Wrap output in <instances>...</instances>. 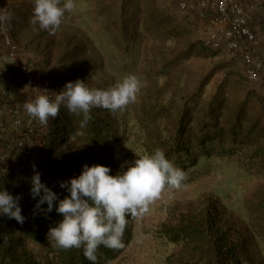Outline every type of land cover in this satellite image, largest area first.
Instances as JSON below:
<instances>
[{"label": "rangeland", "instance_id": "obj_1", "mask_svg": "<svg viewBox=\"0 0 264 264\" xmlns=\"http://www.w3.org/2000/svg\"><path fill=\"white\" fill-rule=\"evenodd\" d=\"M74 3V10L65 14L59 30L50 35L30 24L32 0H0V9L12 14L9 22L19 32L16 41L28 52L33 53L32 47L42 51L47 41L58 49L76 47L75 58L89 60L84 77L90 89H108L130 74L141 81L137 100L127 107V113L110 115L125 142L105 152L88 137L72 138L67 156L90 149L99 160L104 157L109 174L115 176L126 170L125 161L138 158L136 154L156 150H148L149 133L157 137L167 134L164 132L175 129L183 114L188 115L186 130L194 154L201 151L195 147L199 131L205 129L212 135L214 127L222 130V151L227 154L219 157L220 141L210 142V156L199 158L198 166L183 182L186 187L165 189L146 214L132 218L128 222L130 242L105 264H188L190 250L184 243L169 242L161 228L176 224L183 213L198 212L208 198L218 200L233 229L251 242L255 264H264V137L260 140L251 133L255 126L260 129L264 125V98L252 96V91L243 87V78L229 72L221 57L203 46L201 29L182 18L172 0ZM30 36L36 38L34 45L28 42ZM202 83L206 86L199 95ZM145 106L159 109V118L150 126L144 121ZM234 126L236 142L230 134ZM34 161L42 164L39 150ZM29 248L40 264H57L56 248L50 243L29 244Z\"/></svg>", "mask_w": 264, "mask_h": 264}, {"label": "trees", "instance_id": "obj_2", "mask_svg": "<svg viewBox=\"0 0 264 264\" xmlns=\"http://www.w3.org/2000/svg\"><path fill=\"white\" fill-rule=\"evenodd\" d=\"M9 24L12 27L13 38L18 43L16 34L18 35L19 32L15 31L16 27L12 22ZM28 42L30 45H34L36 38L30 36ZM45 43L44 49L40 52L37 51L39 47H32V54L35 55L36 64L45 67L53 78L54 92L58 93L63 90L67 82H74L77 79L86 84L84 75L89 60L86 58L80 62L76 59L78 50L74 46H71V49H58L54 48V43H48V41ZM205 86V83L201 84L199 95ZM127 111L128 108L122 113L126 114ZM143 112L146 117L144 121H147L149 126L154 124L160 116L158 106H145ZM90 115L92 119L87 126L80 127L83 116L72 114L66 107L61 106L59 116L56 119H50L47 128H39L32 133L30 141L34 146V152L30 158L22 161L21 151L13 150L11 153L13 160L10 159L5 165H0V191L6 190L14 197H20L19 206L22 216L25 217V222L21 225L15 219L0 214V264H40L34 257L33 250L29 248V244L44 246L49 244L47 239L49 228L57 226L58 222L62 220L63 217L56 212L55 207L58 206L59 199L69 196L70 193L67 189L61 188L60 183L78 177L85 164L105 166L104 157H102V161L99 160L96 154H91L90 149L84 148L82 153L75 154L71 158L67 156L66 147L72 138L88 137L93 146H98L105 152L112 151L117 145L125 142L124 134H121L117 122L110 116L113 114L108 110L93 108ZM186 119H188L187 114L180 116L176 128H168L169 131L164 132L167 134L160 135V137L149 133L148 150H155L159 147L158 145H161L162 147L159 149L165 150L166 158L176 167L182 169L188 178L194 168L198 166L199 158L210 156L208 148L210 142L220 141L218 144L219 157L227 154H223L225 152L222 151L224 150L220 134L222 130L216 127H214L212 135L205 129L199 131L195 147L201 151L199 154H194L190 136L186 130L189 120ZM237 119H241V115H237ZM230 134L233 135V140L236 142L235 126ZM155 145L156 148H154ZM145 148H147L146 144ZM38 150L42 164H36L34 161ZM33 164L36 166V171L40 173L41 182L58 196L51 212L45 213L35 209L39 197L33 199L30 194L31 177L34 175ZM46 208V203L41 205V209ZM132 218L130 215L126 217L128 222ZM233 226L223 215V208L219 205L218 200L208 198L198 212L181 214L176 224L164 225L161 231L169 242L184 243L190 250L191 262L188 264H255L251 242L237 229L234 230ZM131 238L132 232L127 223L123 235L125 247L113 251L101 245L97 251V264H105L115 259L123 252ZM53 253L57 254V264H92L83 255V249L56 248Z\"/></svg>", "mask_w": 264, "mask_h": 264}, {"label": "clouds", "instance_id": "obj_3", "mask_svg": "<svg viewBox=\"0 0 264 264\" xmlns=\"http://www.w3.org/2000/svg\"><path fill=\"white\" fill-rule=\"evenodd\" d=\"M32 5L30 24L34 29L38 25L50 35H55L65 14H70L76 7L74 0H32ZM11 18L10 12L0 9V23ZM141 86L139 78L131 74L104 90L90 89L77 79L67 82L58 93L52 92L54 97L46 94L49 90L36 88L38 94L26 100L22 108L29 117L47 126L50 119L59 116L61 106H64L70 113L82 115L80 127H86L92 119L93 108H103L117 115L136 102ZM136 156L138 158L131 163L125 161L126 170L115 176L109 174V167L85 164L78 177L60 183L70 195L59 200L57 194L41 182L40 173L33 164L30 194L33 199L39 197L35 209L51 212L58 200L55 210L63 217L47 233L52 247L83 249L85 258L97 264V251L101 245L113 251L125 247L123 235L127 216L137 218L146 214L165 189L186 187L183 184L187 179L185 172L167 159L162 149ZM19 200V196L0 191V214L22 225L25 217L21 214ZM45 203L47 208L41 209Z\"/></svg>", "mask_w": 264, "mask_h": 264}, {"label": "built area", "instance_id": "obj_4", "mask_svg": "<svg viewBox=\"0 0 264 264\" xmlns=\"http://www.w3.org/2000/svg\"><path fill=\"white\" fill-rule=\"evenodd\" d=\"M262 1L173 0V3L179 12L194 9L200 13L204 19L200 29L205 48L241 58L247 82L264 86V59L252 52L257 35L251 24L255 13L264 11ZM0 44L8 60L4 64L0 62V71L6 75L1 84L3 100L0 101V165H5L10 159L13 160V150L21 151L22 161L30 158L34 152L30 141L32 133L39 128H47L23 110L26 98L19 97L22 102L18 101L16 80L27 86L32 98L38 94L36 88L49 90L46 94L54 97L55 93L52 92L55 87L47 69L36 64L35 55L15 42L9 22L0 23ZM12 128L20 131L15 138L7 135Z\"/></svg>", "mask_w": 264, "mask_h": 264}, {"label": "crops", "instance_id": "obj_5", "mask_svg": "<svg viewBox=\"0 0 264 264\" xmlns=\"http://www.w3.org/2000/svg\"><path fill=\"white\" fill-rule=\"evenodd\" d=\"M264 5V0L262 1ZM173 3V0H172ZM174 5V3H173ZM175 9L177 8L174 5ZM177 10V9H176ZM178 14L182 18H186L187 21L191 22L194 26H196L198 29L201 28V25L203 24L204 19L201 18L200 13L197 12L194 9H190L186 12H179L177 10ZM252 28L256 32L257 39L256 42L253 45L252 52L256 55L259 56L260 58L264 59V11L259 10L258 12L255 13V18L251 21ZM211 51V50H210ZM213 53H216L218 57H221V62L225 63L227 65V70L229 72L233 73H238L242 78H243V83L245 86H243L245 89L248 87L250 91H252L251 95L252 96H259L261 99L264 98V86L263 85H255L252 83L247 82L244 71H243V66L241 62V58L236 57V56H231L225 53L224 51H211ZM7 59L5 58V50L0 44V62L1 64L7 63ZM6 78V75L2 74L0 71V101H2V87L1 84L3 83V80ZM15 92L17 94V98L19 102H22V99L19 97L24 98V95L29 94L30 96L28 97L30 100V97L32 99L31 93L27 86L23 84V82L16 80V86H15ZM26 98L25 100H28ZM255 117V116H254ZM261 122L264 123V116L261 120ZM8 126H10L8 124ZM255 130L252 131L256 135V138L262 140L263 135L262 133L264 132V125L258 129V126H255ZM20 131L16 128H12L7 132V135H9L11 138H15V136L19 135ZM262 146H264V142L262 143Z\"/></svg>", "mask_w": 264, "mask_h": 264}]
</instances>
